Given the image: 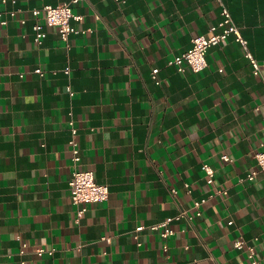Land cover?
Segmentation results:
<instances>
[{
    "label": "crops",
    "instance_id": "obj_1",
    "mask_svg": "<svg viewBox=\"0 0 264 264\" xmlns=\"http://www.w3.org/2000/svg\"><path fill=\"white\" fill-rule=\"evenodd\" d=\"M67 1L0 0V264H264V171L247 178L264 146V0H81L75 23L92 29L64 39L31 8ZM224 5L261 73L235 36L209 48L202 71L170 64ZM72 118L80 166L111 187L80 219ZM169 217L165 237L152 224Z\"/></svg>",
    "mask_w": 264,
    "mask_h": 264
},
{
    "label": "built area",
    "instance_id": "obj_2",
    "mask_svg": "<svg viewBox=\"0 0 264 264\" xmlns=\"http://www.w3.org/2000/svg\"><path fill=\"white\" fill-rule=\"evenodd\" d=\"M8 1V0H4ZM81 0H71L67 2H62L59 4L46 3L41 6H35L31 8V12L35 18L39 19L43 17L45 23L58 27L61 35L64 39H68L72 33H81L87 31V29L92 28H81L77 26L75 20H83L84 16L78 14L74 10V3L80 2ZM223 17L220 21L214 23L210 27L208 33H200L194 38V44L191 48L184 51L180 55L173 57L169 60L170 64H176L178 68L182 71L186 69L187 64L192 67L195 71H202L209 65L208 60V51L209 48L213 45L220 44L228 40L231 36H235L238 41H240L246 51V55L249 56L254 64L255 72L257 74L261 73V64L260 61L256 58L254 53L249 47V40L244 35L241 26L236 21L232 11L227 5H224L223 8ZM27 18L23 17L22 22L26 23ZM6 23L7 20H4ZM36 30V41L39 45L44 43V38L46 31L44 30V25L40 22L34 24ZM37 72H40L42 75H45V70L43 67H37ZM67 73H71V66L65 68ZM159 67L153 69V75L158 82H161L159 77ZM24 76V73L22 74ZM68 90L72 95L76 93L72 84L68 85ZM72 128V136L70 138L71 150H72V159L74 162L75 169L73 171L72 177L70 179V189L73 201L78 204L77 210V219H80L88 211L90 204L94 202L105 201L110 197L111 187L108 183L99 182L96 178V173L92 169L83 168L80 166L83 154L82 146L79 140V126L76 123V120L72 118L70 120ZM223 157L230 159V155L225 153ZM256 157L258 160L259 168L250 171L247 174L248 179H255L259 172L264 171V146L257 150ZM204 169L208 175L209 183H215L216 181V168L209 162L204 163ZM218 193H228L227 188L217 189L215 193L210 194L209 196H204L201 199H197L195 206L197 207L198 214H202V205H204L211 196H214ZM183 212L182 214H185ZM173 217H169L161 222L152 224V228L162 229V234L165 237H168L170 234L174 233V229L169 226L170 221ZM234 220H230L232 223ZM145 225H140L137 227V230H141ZM104 239L111 240L110 236H104ZM246 239L239 238L235 241V246L238 248H244L246 246ZM27 246V243L24 244ZM165 248H168V245H165ZM53 248L51 251H54ZM47 250L46 247H38L37 251L40 254H44ZM250 256L255 258L256 255V246L250 245ZM255 263L259 261L254 260Z\"/></svg>",
    "mask_w": 264,
    "mask_h": 264
}]
</instances>
